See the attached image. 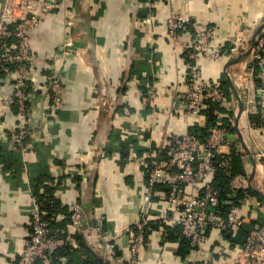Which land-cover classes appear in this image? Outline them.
<instances>
[{
	"label": "crops",
	"instance_id": "obj_1",
	"mask_svg": "<svg viewBox=\"0 0 264 264\" xmlns=\"http://www.w3.org/2000/svg\"><path fill=\"white\" fill-rule=\"evenodd\" d=\"M62 4L73 11L75 47L62 49L68 38L61 12L47 15L32 33L35 60L26 81L24 117L12 99L10 81L0 73V94L12 99L7 110H0V264L20 257L38 198L45 201L64 237L53 247V258L34 264H132L126 229L135 226L145 209L148 227L136 264H238L244 244L235 241L238 227H208L197 253L183 254L178 211L167 206V186L157 184L146 203L145 178L150 167L169 165L174 135L208 124L204 111L198 119L185 107L184 48L192 29H185L177 41L167 34L168 15L182 10L200 27L212 26V45L225 44L228 50L218 59L202 57L198 65L202 79L216 82L223 91L222 120L233 117L235 123L237 142L222 145L219 156L230 159L233 168L232 152L240 151L242 173L258 189H252V200L259 208L249 200L238 204L243 223L255 220V225H264V55L261 60L252 59L250 52L240 57L264 22V0ZM237 34L242 42L239 51L232 52ZM62 51L63 63L56 64L54 53ZM53 66L59 67L64 81L62 101L55 109L49 100ZM238 95L247 99H242L241 111ZM18 127L28 131L23 148L11 131ZM213 177L212 172L208 181ZM186 191L199 193L200 188L187 185ZM75 200L83 210L84 226L78 235L69 222Z\"/></svg>",
	"mask_w": 264,
	"mask_h": 264
},
{
	"label": "built area",
	"instance_id": "obj_2",
	"mask_svg": "<svg viewBox=\"0 0 264 264\" xmlns=\"http://www.w3.org/2000/svg\"><path fill=\"white\" fill-rule=\"evenodd\" d=\"M63 0H2L0 11V71L10 81L12 87V99L18 104L21 117L27 114L25 102V87L30 67L35 60L32 48V33L40 26L42 20L54 12L63 15L65 33L68 40L65 41L63 51L74 48L71 40V31L74 26L73 11L62 4ZM190 22V23H189ZM167 34L172 41H177L187 25H190L193 37L185 46L187 88L184 94L187 113H195L198 119L202 117L201 110L210 101L219 105L224 103L223 91L214 81L202 79L198 65L200 58L209 60L227 56L228 50L225 44L214 47L212 38L214 30L212 26L200 27L194 21L191 22L182 10L172 11L166 20ZM13 38L7 43L6 40ZM242 36L237 34L232 39V52L239 51ZM54 53V62L63 63L64 52ZM251 57L261 60L264 55V34L260 35L252 47ZM56 67V66H55ZM51 68L49 76L50 105L52 109L60 106L63 97V74L59 67ZM246 101V96L239 95ZM12 99L0 94V110H7ZM217 119L210 127L204 140L186 132L174 135L172 149L169 156V165L162 169L152 167L146 178L147 192L144 200L149 203L153 188L157 184L168 187L166 203L170 209L178 211L176 223L180 225L182 233L189 240V254L197 253L199 241L204 230L214 227L221 230H230L242 225L243 218L240 215V205L233 204L225 215L220 212L221 201L216 188L208 176L214 170V157L219 154L222 145L237 142L236 133L228 130L222 120L221 111H216ZM234 125V119L229 118ZM17 133L18 144L24 147L22 139L28 131L23 127L13 128ZM194 189L200 188L199 193L187 192L186 186ZM249 183L246 175L237 173L229 181V195L233 196L237 190L244 193V200H249L255 208H259V202L252 199L248 192ZM31 231L20 257L12 264H34L41 260L46 262L53 247L59 242L49 235L47 222L40 214V208L36 201L31 208ZM148 222L146 209L140 215L138 222L133 227H128L126 233L130 239L132 252V264L137 262V252L140 248L145 233V225ZM70 223L77 233L83 230V210L79 201L71 204ZM102 264V263H98ZM238 264H264V225L254 227L247 235L243 247L238 255Z\"/></svg>",
	"mask_w": 264,
	"mask_h": 264
},
{
	"label": "trees",
	"instance_id": "obj_3",
	"mask_svg": "<svg viewBox=\"0 0 264 264\" xmlns=\"http://www.w3.org/2000/svg\"><path fill=\"white\" fill-rule=\"evenodd\" d=\"M189 27H190V25H187L188 29H189ZM11 41H13V38L6 40L7 43H9ZM0 73L4 75V73H2L1 71H0ZM255 82H256V77H255ZM220 110H221V106L218 103L213 102V101L208 102L207 106L201 110L202 112L204 111V113L207 115L208 124L205 127H192L190 129V131H188V133L198 137L200 140H204L209 133L210 127L213 126L216 122V119H217L216 111H220ZM223 123L228 130H230L232 132L235 131L234 126L230 121H223ZM23 140L25 141V139H23ZM232 156L235 160L233 163V166H234L233 168H231V166L229 164V162H231V161H229L230 159L225 160L224 158H221V156H219V154H217L214 157V161H213L214 162V170H213L214 177H213L211 183L216 188V190L218 192L219 199L222 203L221 208H220V212L222 213V216L225 215L226 211L228 210V208L230 206H232L233 204H239L241 201L244 200V193L241 190H237V192L233 196L229 195V192H230L229 191V181H230L231 177L237 173H240V172L242 173V170H243L241 167L242 165L239 162L240 151H237L235 149V151L232 152ZM221 162H224L227 164H225L224 166H219L221 164ZM150 168H152V167H150ZM150 168L147 171L146 178H147V175L150 171ZM167 189H168V187H167ZM248 192L251 195H256V193L252 189H248ZM36 203L38 204V206L40 208V214H41L42 218L48 224L49 235L54 239L63 238L64 234L60 231V229L57 228L55 221L47 213V210H46L47 205H46L45 201L38 198V199H36ZM44 211H45V213H44ZM69 216H70V214H69ZM69 222H70V219H69ZM30 223H31V221H30ZM255 224H256L255 220H250L246 223H242V225L238 227V234L235 237V241H238L241 243L245 242V239H246L247 235L249 234L250 230L253 229L254 227H257V225H255ZM147 227H148V222L145 225V228H144L145 231L147 230ZM234 229L235 228H232L229 231H234ZM224 231H228V230H224ZM78 234H80V233H76V235H78ZM181 234L183 237L182 238V252H183V254L187 255L190 251L189 240H188V238H186L184 236L183 233H181ZM53 256H54V253L52 250L49 254L48 260L53 258ZM36 262L45 263L41 260H38Z\"/></svg>",
	"mask_w": 264,
	"mask_h": 264
},
{
	"label": "water",
	"instance_id": "obj_4",
	"mask_svg": "<svg viewBox=\"0 0 264 264\" xmlns=\"http://www.w3.org/2000/svg\"><path fill=\"white\" fill-rule=\"evenodd\" d=\"M263 29H264V22H261V23L257 26V28L254 30L253 34H252V37H251V43H250L248 49H247L244 53H242V55H240V57H242V56L248 54V53L251 51L252 47L255 45V43L257 42V40H258V38H259V36L261 35ZM237 60H238V59H235L234 62L237 61ZM232 87H233V86H232ZM238 101H239V104H240V110H239V111H241L242 108L244 107V106H243V105H244V104H243L244 101L239 97V95H238ZM239 139H240V137H239ZM240 144L242 145V147L247 148L246 145H245V143L243 142L242 139H240ZM251 157H252V156H251ZM252 161H253V157H252ZM249 187H250V189H253V190H255V191H258V189L253 188V187L251 186L250 183H249Z\"/></svg>",
	"mask_w": 264,
	"mask_h": 264
}]
</instances>
